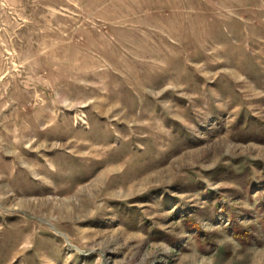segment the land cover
I'll list each match as a JSON object with an SVG mask.
<instances>
[{
  "label": "rangeland",
  "instance_id": "1",
  "mask_svg": "<svg viewBox=\"0 0 264 264\" xmlns=\"http://www.w3.org/2000/svg\"><path fill=\"white\" fill-rule=\"evenodd\" d=\"M0 264H264V0H0Z\"/></svg>",
  "mask_w": 264,
  "mask_h": 264
},
{
  "label": "bare ground",
  "instance_id": "2",
  "mask_svg": "<svg viewBox=\"0 0 264 264\" xmlns=\"http://www.w3.org/2000/svg\"><path fill=\"white\" fill-rule=\"evenodd\" d=\"M40 145H42V143H40ZM40 145H39V146H40Z\"/></svg>",
  "mask_w": 264,
  "mask_h": 264
}]
</instances>
